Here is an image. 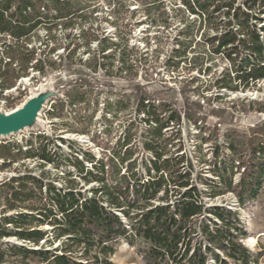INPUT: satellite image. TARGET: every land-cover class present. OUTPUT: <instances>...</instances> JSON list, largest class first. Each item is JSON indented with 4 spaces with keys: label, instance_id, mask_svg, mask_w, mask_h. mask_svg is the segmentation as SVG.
<instances>
[{
    "label": "trees",
    "instance_id": "obj_1",
    "mask_svg": "<svg viewBox=\"0 0 264 264\" xmlns=\"http://www.w3.org/2000/svg\"><path fill=\"white\" fill-rule=\"evenodd\" d=\"M138 1L159 9L163 0ZM167 1L177 7L173 13H187L168 66L178 70L180 62L189 60L191 47L200 46L190 33L200 21L214 31L204 41L206 60L220 57L227 63L212 81L216 98L223 92L252 90L264 80V0ZM85 9L65 0H0V99L22 79L38 81L59 70L70 72L76 65L88 75L70 82L65 100L57 99L48 115L61 118L66 105L76 109L77 129L70 130L84 135L91 118L81 115V106L83 110L90 106L86 97L93 92V77L113 82L123 71L125 79L134 83L135 115L146 125L141 149L149 159L141 167L134 159V122L116 141L102 138L110 136L116 112L128 110L123 98L106 102L103 128L90 139L108 148L107 159H97L89 151H77L80 159L72 152L61 157L53 139L43 133L1 144L0 170L19 168L0 182V264H115L111 257L118 243L126 241L132 247L137 240L144 244L138 250L144 264H208L210 260L258 264V256L253 257L241 243L246 231L237 214L225 207H208L205 197L213 200L233 194L239 206L258 197L264 182V122L242 132L220 131L216 124L205 134L207 117L200 103L185 101L183 109H178L159 97L160 92L154 96L142 92L143 85L136 79L137 61L127 60V54L138 53L139 64L146 68L139 48L91 24L74 37L67 35L62 45L52 38L38 46L33 41L39 30L50 35L57 27L72 28L85 17ZM59 49L63 52L58 56ZM80 49L88 55L86 61L80 55L75 59ZM203 60L192 56L188 73L201 74ZM250 104L264 114V102ZM224 113V109L215 111V118ZM182 123L199 130V151L203 144L211 145L209 172L217 180L206 182V193L199 189L200 179L193 178L192 163L183 153ZM225 145L228 154L221 158ZM25 162L34 166L29 168ZM63 166L72 171H65L58 181L48 178L47 167Z\"/></svg>",
    "mask_w": 264,
    "mask_h": 264
},
{
    "label": "rangeland",
    "instance_id": "obj_2",
    "mask_svg": "<svg viewBox=\"0 0 264 264\" xmlns=\"http://www.w3.org/2000/svg\"><path fill=\"white\" fill-rule=\"evenodd\" d=\"M78 2L80 7L86 8L81 20L74 22L72 28L65 29L57 27L48 35L47 31L39 30L34 42L38 46L39 42H45L50 38L56 40L59 45L65 43L67 35L72 37L79 34L80 29L93 25V27L102 30L106 35L116 34L121 41H128L129 45L139 48L140 53L145 57V66L139 64L138 56L127 54V60L137 61L135 65L136 79L140 85H143L142 92L154 96L156 92H160L161 98L172 101L178 109H183L184 102L200 103L202 106L201 113L206 118L205 129L203 132L208 133L206 129H212L214 125H218L220 131L225 129H237V131H247L255 125L264 122V114L257 112V106L251 105L250 102H264V80L256 84L252 90L238 93H221V98H216L213 79L227 68V63L220 57H214L211 61H207L209 56L208 47L204 44L207 38L214 35L212 28L208 27L204 22L198 21L196 26L190 31L191 35L196 36V40H200V46L191 47L189 60L180 62L179 69L173 70L166 64L167 60L176 48L175 40L179 37L182 28L186 25L187 13H173L177 8L173 3L167 0L161 1L159 9H152L143 6L138 0H65ZM151 8V9H150ZM164 13V14H163ZM190 20V19H189ZM156 21V25L152 26L151 22ZM167 21L165 27L162 23ZM50 36V37H49ZM122 42V43H123ZM123 45V44H122ZM95 45L92 46L94 49ZM122 46L119 50L123 51ZM62 49L57 51V55H61ZM121 53V52H120ZM82 58L86 61L88 55L83 54L80 49L75 55V59ZM198 56L203 60L202 72L188 73L187 69L192 66L190 58ZM117 60V59H116ZM176 61H178L176 59ZM201 62V60H200ZM75 64V62H74ZM117 69L121 71V63L117 60L115 63ZM210 68L209 72H204ZM76 65L70 72L59 70L50 73L46 78L38 81H30L22 79L16 88L6 91L0 99V116L11 118L17 113H24L26 116L22 121L13 128L11 132L0 136V145L7 142L21 141L29 137L31 134L43 133L54 141L55 147L59 148L58 154L61 157L74 153L79 157L78 152L89 151L97 159H107L109 157L108 148H100L90 141L93 134H98L103 128L102 117L105 114V104L107 101L123 98L128 103L126 112H116L115 121L112 124V132L109 137L103 136V139L116 141L122 137L126 127L134 122L133 145L135 150L134 159L141 163L149 159V155L141 149L142 134L145 132L146 125L141 118L135 115V94H132L134 83L125 79V72L121 71L119 78L115 81H105L100 76L93 77V92L87 94L86 99L90 106L87 110H83L81 106V115L86 120L91 118V123L87 126L88 134L80 135L72 132L70 129H77L74 125L73 109L66 105L63 110L62 117H50L49 112L52 111V105L57 99L65 100L66 92L69 89L70 82H79V75H88L87 72H77ZM88 79V78H87ZM182 88L185 93L181 94ZM169 89L172 92H169ZM81 91V90H80ZM22 93V94H20ZM158 97V96H157ZM93 103V105H91ZM224 109L225 113L219 119L215 118L214 112ZM181 113L183 111L181 110ZM203 124V125H204ZM69 129V130H68ZM199 130L194 125L182 123L181 137L179 140L183 142V153L191 161L193 166V178L200 179L198 187L204 193L208 192V181L216 182V178L211 176L209 172V162L212 160V148L209 143L203 144L199 151L200 139L198 137ZM62 139L64 142H60ZM178 140V139H177ZM177 142V141H176ZM220 150L221 158L225 157L228 152L226 145ZM2 161L0 160V166ZM29 168L34 166L33 163L25 162ZM88 166V165H87ZM19 168L14 165L11 169L0 170V182L5 177L13 174V169ZM72 171L70 166H63L58 170L50 167L45 169L49 173V179L58 181L62 179L65 171ZM238 175L234 180L237 181ZM60 185V182H55ZM205 203L208 207L220 206L235 212L246 231V238L241 240L242 245L248 249L253 257L258 256V264H264V182L258 197L253 201H248L244 205L239 206L233 194L217 197L211 200L205 197ZM17 244L14 241H10ZM144 248V244L137 240L131 247L126 241H120L116 248L115 254L111 257V261L115 264H144L142 258L138 255V250ZM208 264H215L210 260ZM230 264H233L230 262Z\"/></svg>",
    "mask_w": 264,
    "mask_h": 264
},
{
    "label": "water",
    "instance_id": "obj_3",
    "mask_svg": "<svg viewBox=\"0 0 264 264\" xmlns=\"http://www.w3.org/2000/svg\"><path fill=\"white\" fill-rule=\"evenodd\" d=\"M25 116L26 114L20 112L15 114L11 118L0 116V136L6 135L11 132V128L15 127L18 122L20 123Z\"/></svg>",
    "mask_w": 264,
    "mask_h": 264
}]
</instances>
